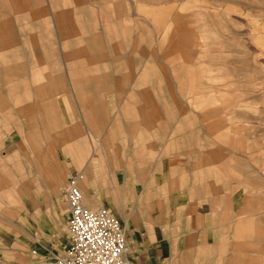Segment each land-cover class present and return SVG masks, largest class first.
Wrapping results in <instances>:
<instances>
[{"label":"rangeland","instance_id":"obj_1","mask_svg":"<svg viewBox=\"0 0 264 264\" xmlns=\"http://www.w3.org/2000/svg\"><path fill=\"white\" fill-rule=\"evenodd\" d=\"M8 1L0 0V8L6 9ZM167 2L165 0L162 4ZM184 2L190 3V6L181 11L182 15L196 36L200 32L205 34L206 44L202 53L198 49L200 46H197L198 50L195 48L197 54L182 71L178 72L177 69L185 64L183 59L177 54L166 55L165 51L169 42L177 36L174 25L159 26L153 18L140 13L137 16L146 19L151 29V46L142 42L135 43L133 35L120 34L119 38L126 45L125 52L134 54L140 65L136 70L128 66H122L121 70L124 73H142L151 56V64L153 62L167 70L180 105L170 103L162 86V77L154 74L152 70L151 79H140L135 74L126 77L124 74L123 77L117 78L120 85L112 89H99L97 94L103 100L105 113L112 118H121V112L125 108L137 116L142 112L145 116V120L139 117V122L133 126L132 137L129 135L126 138L137 141L139 145L138 184L142 194L145 191L151 193V172L154 168L157 177L160 174L164 178L184 175L190 182L182 186L178 184L172 189L163 187V199H175L172 207H183L185 211L189 209L186 202L191 200L189 196L194 188L206 183L205 179H196L193 175L198 167L207 166L203 154L220 150L236 159V163L231 166L234 172L229 178L231 192L222 188L219 192L220 201L228 198L226 214L234 217L251 200L256 209L255 213L239 214L235 218L239 220L250 216L261 221L257 225L258 235L255 236L253 232L251 238L256 245L244 251L242 256L245 261L236 264H264V0ZM96 15L103 31H116L135 24L133 17L128 14L119 19L106 17L100 12ZM49 31L44 24L42 32L45 38L42 40L47 41ZM117 40L113 37L107 43L115 44ZM195 44L199 45L197 39H194L192 46ZM27 53V60L33 61L34 55L30 51ZM16 61L20 63L24 60ZM41 66L46 75L52 73L48 63ZM35 68L36 66L29 70L33 71ZM198 69L204 70L201 71V85L204 86L199 89L196 88L195 76ZM120 73L116 77L121 76ZM43 75L37 78L33 72H29L27 80L36 89L47 81V76ZM24 99L26 100L22 104L35 99L42 105L24 112L20 108L22 105L12 103L6 122L2 118L3 111L0 112V175L7 179V173L12 171L16 176L12 184L7 179L8 184L0 188V264H55V256L62 252L66 245L69 209L66 202H58L55 191L46 187V175L42 169L40 198L36 201L32 194L24 190L26 208L23 207V211L15 215H10L4 210L13 198L9 189L12 188L16 192L35 182L34 176H31L33 150L36 148L31 139L33 129H37L39 135L38 152L44 153L47 159L61 165L62 161L67 162L65 154L68 148L74 145L73 140L77 133H71V130L83 131V120L80 106L68 83L46 94L37 95L30 92ZM47 103H52V106H47ZM49 112L55 118L52 130L55 144L52 150H48L51 134L47 119ZM187 115L195 120L183 122L182 119ZM171 144L174 148L167 154ZM124 154L121 150L118 152L113 166L120 177ZM74 167V172L82 173L78 160ZM104 168L107 169L106 166ZM59 179L63 183L58 188V194L64 191L67 183V177H64L62 170ZM163 199L157 214L165 215L166 223L171 227L175 213L169 215L170 207L163 205ZM199 200L201 198L197 199V202ZM137 202L136 198L131 205L125 206L128 214L126 217L132 219L131 230H126L128 241L130 243L131 238H136L138 242L146 244L148 233L151 232V201L141 212L138 211ZM198 204L194 209L198 216L195 223L196 228H201L203 215L198 212ZM105 207L124 224L115 207ZM222 208L220 205L221 228L232 227L236 220H224L226 215ZM22 216H28L27 224L19 221L12 223ZM160 224L163 227L165 223L162 221ZM21 227L26 228L27 233L22 231ZM35 251L37 255L34 254Z\"/></svg>","mask_w":264,"mask_h":264},{"label":"crops","instance_id":"obj_2","mask_svg":"<svg viewBox=\"0 0 264 264\" xmlns=\"http://www.w3.org/2000/svg\"><path fill=\"white\" fill-rule=\"evenodd\" d=\"M164 1L9 0L6 3V9L0 8V112L3 111V121H7V112L12 103L22 105L20 108L24 112L42 105L35 100L36 98L22 104L28 93L46 94L52 90H58L66 83L80 106L83 120V131L71 130V133L78 135L76 134L73 140L72 148H68L65 154L67 162L62 161L61 165L55 164L47 159L44 153L38 152L39 135L37 129H33L31 139L36 144V151L33 150L31 176H34L35 182L30 186H23L16 192L12 188L9 189L13 198L4 211L15 215L17 212H22L23 207L26 208L27 203L23 198L24 190L32 194L36 201L40 198L42 189L40 169L46 175V187L55 191L59 203L65 202L64 191L58 194V188L63 183L59 179L60 172L62 170L64 177L68 178L71 172L76 171L74 165L78 160V165L82 166L83 175L80 186L85 202L90 207L112 206L116 208V213L126 218L128 214L125 206L131 205L134 199L138 200L139 212L147 208L151 201V232L148 233L146 244L131 238L129 259L132 263L236 264L245 261L246 259L242 256L244 251L256 245L251 238L253 232L255 236L258 235L257 225L261 222L260 219H253L250 216L239 220L235 218L239 214L255 213L256 209L251 200L234 217L226 214L228 198L220 201L219 192L222 188L229 189L231 192L229 178L234 172L231 166L236 163V159L225 155L220 150L203 154L207 166L198 167L193 175L196 179H205L206 183L194 188L193 195L189 196L191 200L186 202L189 209L185 211L183 207H172V203L176 202L175 199H163L165 187L172 189L178 184L182 186L190 182V179L184 175L177 178H164L160 174L157 177L154 168L151 172V193L145 191L142 194L139 192L138 184L140 181L139 145L137 141L126 138L129 135L132 137L133 126L137 125L139 117L145 120V116L143 112L137 116L125 108L121 112V118H112L105 113L103 100L97 94L99 89H112L120 85L117 78L123 77L124 74L126 77L135 74L140 79H151L152 70L154 74L162 77V86L170 103L180 105L181 102L173 92L167 70L153 62L151 64V56L142 73L136 74V71L124 73L121 70L122 66L136 70L140 65L134 54L125 52L126 45L122 43L123 40H119L120 34L133 35L135 43L142 42L151 46V29L146 19L137 16L140 13L153 18L159 26L170 24L176 27L177 36L169 42V45L165 44L168 45L165 51L166 55L177 54L185 62L177 69L178 72L182 71L197 54L195 53L197 46H200L198 49L201 53L203 52L204 44H206L205 34L200 32L196 36L181 13L190 6V3H185V0H166L168 2L162 4ZM97 12L117 19L128 14L133 17L135 24L116 31H103L99 27ZM44 24L50 29L49 36L46 37L47 41L42 40L45 38L42 32ZM115 28L118 27L115 26ZM113 37L117 38L118 42L107 43ZM194 39H197L199 45L192 46ZM41 40L42 42L38 43ZM27 50L34 55L33 61L27 60ZM17 59L24 61L19 63ZM43 63H48L51 74L44 73V68L41 66ZM34 66L36 68L33 71L29 70ZM202 70L198 69L195 72L197 89L204 86L201 85ZM29 72H33L37 78L44 74L48 79L35 89L27 80ZM119 73L121 76L116 77ZM111 103L113 104L114 101L112 100ZM47 106L51 107L52 103H47ZM50 113L47 117L49 132H51L48 150H52L55 144L52 138L55 118ZM194 120V117L188 115L182 119L183 122ZM80 132L83 134L81 135ZM172 147L174 148V145L171 144L167 154L172 152ZM99 148L101 150H98ZM120 150L125 153L122 177L117 175V171L113 168L116 155ZM104 164L107 169L104 168ZM7 175L10 183L16 179L12 171ZM7 179L0 175V188L8 184ZM31 191L34 192L31 193ZM199 198L201 200L197 202ZM162 199L163 205L170 207L169 215L172 212L175 213L171 227L166 223L165 215L157 214ZM1 203L0 197V205ZM196 204H198L199 214L203 215L201 228H196L195 218L198 217L194 210ZM220 205L226 215L224 220L232 222L236 220L232 227L221 228ZM126 219L132 220L129 217ZM17 221L27 224L28 216H22L12 223L15 224ZM162 221L165 223L163 227L160 224ZM21 230L27 233L26 228L21 227Z\"/></svg>","mask_w":264,"mask_h":264},{"label":"built area","instance_id":"obj_3","mask_svg":"<svg viewBox=\"0 0 264 264\" xmlns=\"http://www.w3.org/2000/svg\"><path fill=\"white\" fill-rule=\"evenodd\" d=\"M83 175L71 172L64 189L69 209L66 245L55 264H134L124 224L107 207L86 204L80 186ZM34 254H38L36 251Z\"/></svg>","mask_w":264,"mask_h":264},{"label":"bare ground","instance_id":"obj_4","mask_svg":"<svg viewBox=\"0 0 264 264\" xmlns=\"http://www.w3.org/2000/svg\"><path fill=\"white\" fill-rule=\"evenodd\" d=\"M59 185V184H58ZM127 218V217H126ZM125 217H123V216H121V219L124 221V226H126L125 227V229L127 230V231H130L131 230V225H132V221H129L128 219H126Z\"/></svg>","mask_w":264,"mask_h":264}]
</instances>
